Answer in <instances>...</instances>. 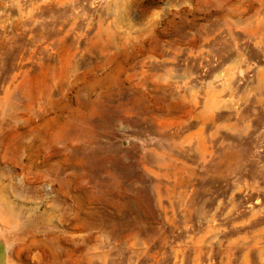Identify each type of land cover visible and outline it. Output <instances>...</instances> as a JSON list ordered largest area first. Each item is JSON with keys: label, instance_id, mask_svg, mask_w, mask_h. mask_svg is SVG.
Listing matches in <instances>:
<instances>
[{"label": "rangeland", "instance_id": "374dc122", "mask_svg": "<svg viewBox=\"0 0 264 264\" xmlns=\"http://www.w3.org/2000/svg\"><path fill=\"white\" fill-rule=\"evenodd\" d=\"M0 234L15 264H264V0H0Z\"/></svg>", "mask_w": 264, "mask_h": 264}, {"label": "crops", "instance_id": "0c3cea01", "mask_svg": "<svg viewBox=\"0 0 264 264\" xmlns=\"http://www.w3.org/2000/svg\"><path fill=\"white\" fill-rule=\"evenodd\" d=\"M0 264H15L11 256L10 246L6 241V239L4 238V236H2L1 234H0Z\"/></svg>", "mask_w": 264, "mask_h": 264}]
</instances>
